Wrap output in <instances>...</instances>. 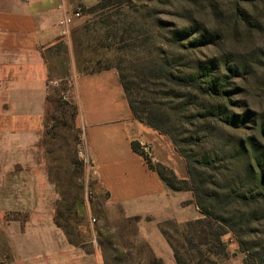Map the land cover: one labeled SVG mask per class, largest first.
Returning a JSON list of instances; mask_svg holds the SVG:
<instances>
[{"label":"rangeland","instance_id":"rangeland-1","mask_svg":"<svg viewBox=\"0 0 264 264\" xmlns=\"http://www.w3.org/2000/svg\"><path fill=\"white\" fill-rule=\"evenodd\" d=\"M97 1L79 8L76 18L80 22L66 34V42L58 44L56 70L46 80L42 125L15 123L12 116L23 113L24 108L11 107L7 93L0 94V264H176L160 227L169 219L184 223L202 216L192 190L171 196L166 206L148 198H129L126 205L112 202L97 160L88 148L74 98L78 76L115 66L120 58L129 66L130 75L141 72V61L134 59L140 55L136 54L138 49L131 52L137 34L128 33L131 38L121 43L119 36L113 39L108 35V31L121 27L123 15L136 25L146 22L145 27L161 19L160 36L154 39L157 45L149 39L150 44L176 58L173 68L177 71L182 69L184 60L179 58L185 50L172 31L193 25L204 35H213L211 44L197 48L199 59L214 58L222 67L217 73H227L223 69L226 60L238 63L241 73H247L243 79L230 80L229 88L235 93L226 107L235 114L254 111V123L240 129L215 122L217 130L210 133L205 120L199 118L198 124L189 126L184 134L207 140L201 151L204 147L207 151L214 149L221 174H212L223 183L249 189L252 180L248 164L255 161L251 137H256L258 153L264 154V0L244 6L249 13L247 22L233 19L229 0H129L124 7L104 10L93 8ZM141 87L139 95L146 97L148 92L144 85ZM184 93L174 86L173 96L168 101L162 99L177 111V120L182 115L177 107L186 101L178 96ZM25 110L32 117L38 107ZM158 133L163 138L160 143L154 141V146L145 145L146 153H152V146L160 147L175 168H184L185 163L188 178L185 158L168 135ZM226 139L236 148L222 145ZM162 140L168 141V150L164 147L163 151ZM241 144L246 147L245 153H238ZM193 148L199 152L197 146ZM106 150L103 148L102 153ZM178 198L184 200L176 210ZM169 212L174 217L164 218ZM249 229L239 237L231 231L223 236L233 255L220 264H243L245 258L249 264H264V216Z\"/></svg>","mask_w":264,"mask_h":264},{"label":"trees","instance_id":"trees-1","mask_svg":"<svg viewBox=\"0 0 264 264\" xmlns=\"http://www.w3.org/2000/svg\"><path fill=\"white\" fill-rule=\"evenodd\" d=\"M229 1L233 19L247 22L249 13L244 6L253 5L255 0ZM128 3L129 0H98L93 8L104 10L116 6L124 7ZM123 16L125 18H121V27H117L115 32L108 31V35L113 39L119 36L118 42L121 43L131 38V34L128 33L137 34L138 40L132 43L134 47L131 52L138 49L136 54L140 55L134 56V59L141 61L140 74L130 75L127 72L129 66L124 64V58H120L115 65L132 115L170 137L186 160L188 178H179L166 165L153 161L139 141L132 140L131 148L143 158L149 169L156 172L168 188L175 191L192 190L195 204L202 214L201 217L184 223L166 220L160 227V232L170 245L176 264H220L222 259L233 255L229 252L223 236L231 231L239 237L245 230H250L251 224L259 222L264 216V154L258 153L259 149L254 143L256 137H251L253 141L251 156L255 161L248 164L247 170L252 186L244 190L223 183L217 175L211 173L213 171L221 174L214 157V149L207 151L204 147L203 152L201 151V145L207 143V140H200L194 137V134L184 137V134L189 130V126H194L198 122L199 118L205 120L210 133L215 128V125L213 126L215 122L232 124L240 129L246 128L249 122L254 123L256 115L254 111L248 109L235 114L226 107V102H231L235 93L229 88L230 80L243 79V75L247 73H241L242 67L230 60L223 64V69L227 73H217L221 66H217L214 58L199 59L197 48L211 44L213 35H204L193 25L183 27L180 31H172L178 37L181 48L185 50V55L179 58L184 60L182 69L177 71L173 68L176 58L168 57L161 47L153 48L150 44L149 39L152 40V45H157L155 40L160 36L158 30L161 27V19H157L158 23H148L149 26L145 27L146 22L136 25V21L126 19V15ZM171 26L175 27L173 24ZM119 47L124 49L121 44ZM134 78L137 81H134ZM143 85L148 92L146 97L139 95ZM174 86L185 90L184 94L178 96L186 99L177 107L182 113L178 120L175 119L177 111L172 109L169 103L162 102V99L168 101V98L173 96ZM133 95L136 98H133ZM196 128L195 134L198 132ZM216 130L214 129V132ZM261 134H264L263 126ZM222 145L236 148V144L230 139H226ZM193 146L198 147V153L192 149ZM245 148V145L241 144L238 153H245ZM169 227L171 231L168 230ZM243 264H249L247 258L243 260Z\"/></svg>","mask_w":264,"mask_h":264},{"label":"crops","instance_id":"crops-1","mask_svg":"<svg viewBox=\"0 0 264 264\" xmlns=\"http://www.w3.org/2000/svg\"><path fill=\"white\" fill-rule=\"evenodd\" d=\"M95 1L0 0V94L7 93L11 107L24 108L23 113L12 116L15 123L25 126L43 124L46 80L55 73L58 44L68 39L66 34H62L63 27L58 22L63 15H71ZM79 22L80 19L74 17L67 26L69 32ZM74 98L80 109L85 140L97 160L112 202L126 205L129 198H148L166 206L164 203H169L171 196L184 193V190L168 188L156 172L148 168L143 158L132 150V140L139 141L145 151L147 145L154 141L160 143L163 137L159 131L132 115L114 65L79 75ZM25 107H38V112L31 117ZM162 144L163 151L164 147L168 150V141L162 140ZM153 146L149 154L153 161L171 167L178 177L182 176L179 178L187 179L185 163L184 168H175L163 155L162 149ZM103 148L107 152L102 153ZM182 200H176V210ZM172 216L169 212L164 218ZM164 242L167 249L171 248L165 238ZM149 245V251L154 253L151 243ZM100 264L106 263L100 261Z\"/></svg>","mask_w":264,"mask_h":264},{"label":"built area","instance_id":"built-area-1","mask_svg":"<svg viewBox=\"0 0 264 264\" xmlns=\"http://www.w3.org/2000/svg\"><path fill=\"white\" fill-rule=\"evenodd\" d=\"M80 16V11H75L73 14H65L63 17L59 20L58 24L62 28V34H67L69 32L67 26L70 25L74 17Z\"/></svg>","mask_w":264,"mask_h":264}]
</instances>
